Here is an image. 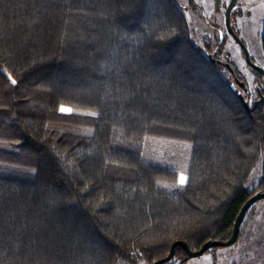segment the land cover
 Here are the masks:
<instances>
[{
    "label": "trees",
    "instance_id": "obj_1",
    "mask_svg": "<svg viewBox=\"0 0 264 264\" xmlns=\"http://www.w3.org/2000/svg\"><path fill=\"white\" fill-rule=\"evenodd\" d=\"M229 78L175 0H0V264H152L227 239L264 190L245 187L264 110ZM147 136L190 143L188 169L117 145Z\"/></svg>",
    "mask_w": 264,
    "mask_h": 264
},
{
    "label": "rangeland",
    "instance_id": "obj_2",
    "mask_svg": "<svg viewBox=\"0 0 264 264\" xmlns=\"http://www.w3.org/2000/svg\"><path fill=\"white\" fill-rule=\"evenodd\" d=\"M175 1L189 22L191 39L198 46L201 47L204 40L218 41L217 30L227 33L225 9L230 0ZM231 13V27L236 36L243 42L250 57L264 67L261 40L264 0H236ZM239 48L234 38L227 35L220 57L233 62L244 75H247ZM75 112L89 113L84 110H75ZM117 145L139 153L143 160L152 165L181 171L189 167L192 150L190 143L147 136L133 142L119 139ZM2 167L5 169L0 168L1 176L13 177L15 175L9 166ZM263 178L264 155L260 156L252 168L245 184L246 189L251 193L255 192L256 186ZM170 186H165V189L171 190L176 187V185ZM116 264L131 263L119 260ZM136 264L147 263L139 259ZM185 264H264V199L256 202L245 214L238 239L234 244L209 250L202 256L188 259Z\"/></svg>",
    "mask_w": 264,
    "mask_h": 264
},
{
    "label": "water",
    "instance_id": "obj_3",
    "mask_svg": "<svg viewBox=\"0 0 264 264\" xmlns=\"http://www.w3.org/2000/svg\"><path fill=\"white\" fill-rule=\"evenodd\" d=\"M235 4H236V0H230L226 9H225V23H226L227 32L234 38L235 42L240 46V48L243 52L246 64L249 65L252 69H256V70L262 72V74L264 76L263 69L261 67L255 65L253 62H251V59H250V56H249V53H248L246 47L244 46L243 42L236 36L234 30L231 27L230 16H231V11L234 8ZM222 41H223V32H222V30H219V37H218L216 48L211 53H207V57L209 58V60L212 63L223 66L225 69H227L231 73V75L234 77V79L237 81L238 85L246 93H248V90H247V87L245 86V84L243 82L239 81V78H238V75L236 73V69H235L234 65L230 62H227L225 60H222V59H219L216 57L217 48L222 43ZM238 97H239L243 107L245 108L246 112L250 113L251 110L253 109V107L252 108L250 107L248 98L245 99L241 93H238ZM257 104H258V102H255L254 106ZM262 199H264V190H260V191L255 192L245 201V203L240 208V210H239V212H238V214L234 220L231 234L227 239H208L205 242H203V244L196 250L191 249L185 241L177 240L171 244L169 251H168V254L165 257L154 261L152 264H165V263L169 262L172 259V257L174 256L176 247H181L186 254V259H191V258L202 256L204 253H206L207 251H209L211 249L231 246L238 239L239 232H240V226H241V223L245 217L247 210L252 205H254L256 202H258Z\"/></svg>",
    "mask_w": 264,
    "mask_h": 264
},
{
    "label": "flooded vegetation",
    "instance_id": "obj_4",
    "mask_svg": "<svg viewBox=\"0 0 264 264\" xmlns=\"http://www.w3.org/2000/svg\"><path fill=\"white\" fill-rule=\"evenodd\" d=\"M230 21H231V16H230ZM217 32H218V35H219V30H217ZM227 35L231 36L228 32L227 33L223 32V41L219 45V47L217 48L216 57L219 58V59H221V57H220V53L222 52L221 48H222V45H223L225 39L227 38ZM213 44L215 45L214 47H213ZM216 45H217V41L210 42L208 40H204L203 44L201 45V48L204 50L205 54L207 55V53H211L213 50H215ZM239 50H240V56L242 57V60L244 61V65H245L244 67L246 68L247 75H244L237 68L236 64H234L233 62L229 61L228 59H222V60L230 62V63H232L234 65V67L236 69V73H237L238 78H239V81L243 82L245 84V86L247 87L248 93H246L238 85L237 81L234 79V77L229 72L230 73V78H229L230 85H231L232 89L236 92L237 96H238V93H241L244 96L245 99L248 98L250 107L251 108L253 107L251 112H253L257 108H261V109L264 110V76H263L262 72H260V71H258L256 69H252L249 65L246 64L245 59H244V55H243V52H242L241 48H239ZM250 59H251V62H253L255 65L261 67L263 69V71H264V67L261 66L260 63L254 61L251 57H250ZM255 102H258V104L254 106Z\"/></svg>",
    "mask_w": 264,
    "mask_h": 264
},
{
    "label": "snow or ice",
    "instance_id": "obj_5",
    "mask_svg": "<svg viewBox=\"0 0 264 264\" xmlns=\"http://www.w3.org/2000/svg\"><path fill=\"white\" fill-rule=\"evenodd\" d=\"M13 83H15V81H12ZM62 112H65V111H71L70 109H65V108H61L60 109ZM185 182V177L184 176H181L180 177V183L183 184Z\"/></svg>",
    "mask_w": 264,
    "mask_h": 264
}]
</instances>
